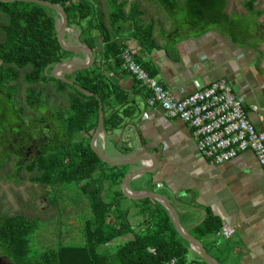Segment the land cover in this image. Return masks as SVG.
<instances>
[{
	"label": "trees",
	"instance_id": "trees-1",
	"mask_svg": "<svg viewBox=\"0 0 264 264\" xmlns=\"http://www.w3.org/2000/svg\"><path fill=\"white\" fill-rule=\"evenodd\" d=\"M61 6L66 15L67 25L76 24L78 20H86L87 29L99 30L101 36L100 56L108 69L120 68V52L126 39L136 40L140 47L149 50L154 46L152 38V24L141 25L139 17L142 11L133 5L125 14L123 3L113 0L115 9L110 14L111 32L103 25H90L93 15V5L73 0H45ZM168 13L170 18L181 15L182 25L197 30L215 28L227 34L234 42L246 40L251 27H243L225 13L227 0H156ZM245 2L248 13L259 15L254 11V2ZM43 6L26 3H0V10L7 18L1 27L3 40L0 42V85L7 80H15L18 70L27 69L24 80L27 83H44L51 81L57 84V90L71 89L74 96L69 100V110L57 114L60 125V135L47 144L38 156L30 163L23 164L28 171H37L36 181L49 185L53 183L68 185L74 184L81 193L86 194L89 202L91 217L84 220L83 232L85 242L76 246H59L48 248L41 252L31 250V240L37 231V221L29 220L20 215L4 216L0 220V252L9 259L11 264H163L176 258L177 264H199L189 259L191 250L175 231L170 213L159 203L151 199L139 201V210L146 219V229L134 232L124 219V215L117 211L115 224L106 222V213L109 205L101 198V182L93 177L97 171H104V165L90 148L89 124L98 117V100L102 103L103 131L108 132L117 128L122 119L116 112L106 113L105 106L110 96L114 95L117 103L126 101L122 92L103 73L101 65L94 69L76 71L67 74V79L90 92L86 96L73 86L44 74V70L60 60V54L65 53L59 46L55 36V24L46 15ZM173 20V22H174ZM130 23L128 36L122 41L120 23ZM260 30V28H256ZM255 47V42L250 43ZM95 49V48H94ZM94 55L97 54L93 50ZM111 61V62H110ZM110 62V63H108ZM140 62V61H139ZM141 63V62H140ZM121 69V68H120ZM33 91L27 96V103H35ZM106 113V114H105ZM83 133L84 138L74 140V136ZM87 136V138H85ZM125 167V166H124ZM107 169L115 170L111 174L115 181L122 179L125 172L120 167L110 166ZM94 184V185H93ZM119 196L122 193L119 191ZM115 208L118 202L115 201ZM221 225L211 217L205 218L192 228V232L199 236H214ZM123 234H130L132 238L109 248V243L120 238ZM208 253L207 248H204ZM197 260L205 264L197 255Z\"/></svg>",
	"mask_w": 264,
	"mask_h": 264
},
{
	"label": "crops",
	"instance_id": "crops-1",
	"mask_svg": "<svg viewBox=\"0 0 264 264\" xmlns=\"http://www.w3.org/2000/svg\"><path fill=\"white\" fill-rule=\"evenodd\" d=\"M152 38L154 46L141 49L139 61L150 77L175 98L225 79L243 99L249 121L256 130L264 131V63L259 62L256 42L252 47L251 42H234L215 28L197 30L186 25L161 33L153 30ZM101 68L126 98L118 104L115 96H110L111 104L105 111L116 112L122 122L111 131H103L102 147L103 140L113 146L111 158L115 161L133 158L142 150L155 159L154 163L150 158L144 161L146 167H153V173L132 179L127 190L131 194L156 192L168 197L176 207L182 229L199 240L219 264H264V173L253 153H240L223 164L200 157L185 123L148 106L147 91L122 69H108L106 63ZM108 167L105 164L103 170L110 171ZM139 167L136 163L119 170L127 175ZM117 202L130 229L138 232L147 228L139 202L124 197ZM207 217L233 227L234 235L215 241L212 235L193 233L192 228ZM189 259H194L192 253Z\"/></svg>",
	"mask_w": 264,
	"mask_h": 264
},
{
	"label": "rangeland",
	"instance_id": "rangeland-1",
	"mask_svg": "<svg viewBox=\"0 0 264 264\" xmlns=\"http://www.w3.org/2000/svg\"><path fill=\"white\" fill-rule=\"evenodd\" d=\"M77 1L93 5L91 26L100 24L111 32L110 14L115 9L113 0H73V3ZM182 1L177 0L179 3ZM246 1L248 0H227L225 13L243 27H251L246 41L257 43L260 53L259 62L264 63V0L254 2V11L260 12L259 15L248 13L244 5ZM117 2L124 4L122 10L125 14L133 5H136L142 11L139 17L140 24L143 26L152 24L154 33L172 31L174 27L182 26L181 15L175 16V20L170 18L156 0H117ZM43 9L55 24L56 36L61 16L53 9L47 7ZM87 19L67 25L62 35L63 42L68 46L86 47L92 51L100 50L102 47L100 31L87 29ZM6 22L7 18L0 10V42L3 40L1 27ZM119 25L122 32L120 39L123 41L128 36L127 32L130 31L131 26L130 23L122 22ZM64 52L60 54V60L57 63L49 65L44 70L45 75H50L58 63L68 60L74 63L85 61L86 57L83 54ZM94 67L95 65H92L89 69L92 70ZM13 70L18 73L17 79L7 80L0 85V220L4 216L14 215L36 220L38 228L30 245L34 252L59 246L84 244V220L91 217L86 194L81 193L74 184L45 185L38 183L36 178L39 173L28 171L23 167V164L30 163L47 144L56 139V135H60V125L56 117L58 113L69 110V100L74 93L67 87L63 91H58L57 84L51 81L27 83L24 80L27 69L18 70L14 67ZM61 75L67 78V73ZM30 91H33L35 95V103L32 107L27 103ZM96 127L97 122L94 125L93 119L89 124V140L95 134ZM82 138H84L83 133L74 136V140ZM102 139L103 137L96 139V149L105 153L109 158L114 157L113 146L107 140H103L104 147H102ZM111 173L110 170L97 171L93 174V177L101 182L100 198L109 205L106 222L110 225L115 224L117 220L118 209L115 208V201L119 197H124L118 195L121 184L113 179ZM131 238L132 235L123 234L120 238L111 241L108 244L109 248L113 250L117 245ZM191 253L194 259L190 261H197L201 264L195 256L197 254L193 251ZM0 264H11L1 252Z\"/></svg>",
	"mask_w": 264,
	"mask_h": 264
},
{
	"label": "built area",
	"instance_id": "built-area-1",
	"mask_svg": "<svg viewBox=\"0 0 264 264\" xmlns=\"http://www.w3.org/2000/svg\"><path fill=\"white\" fill-rule=\"evenodd\" d=\"M141 49L136 40L126 39L120 52V68L147 91L146 104L160 108L168 118L185 123L200 157L213 164H223L250 151L264 173V131L256 130L249 121L243 99L233 92L230 83L219 79L182 98H175L143 68L138 58ZM96 56L101 65L100 51ZM234 233L233 227L221 225L214 240L230 239ZM163 264H177V259Z\"/></svg>",
	"mask_w": 264,
	"mask_h": 264
},
{
	"label": "water",
	"instance_id": "water-1",
	"mask_svg": "<svg viewBox=\"0 0 264 264\" xmlns=\"http://www.w3.org/2000/svg\"><path fill=\"white\" fill-rule=\"evenodd\" d=\"M16 1L37 4L43 7L53 9L59 13V15L61 16V22L56 32V39H57L59 46L64 51L83 54L85 55L86 58L83 63H74L71 60L58 63L53 68L49 76L54 79L60 80L63 83L73 86L77 91H79L83 95L91 96L92 94L90 92L86 91L82 87L75 84L73 81L68 80L67 78L61 75L62 73L69 74V73L76 72V71L87 70L93 65L95 61L94 52L90 48L68 46L63 42L62 35L66 31L67 23H68L67 15L64 9L55 3H52L50 1H45V0H0V3H10V2H16ZM65 64L71 65V68L70 69H60V67ZM56 69L60 70L58 74L55 73ZM103 118H104V113L102 110V103L100 102V100H98V119H97L98 121H97V127H96L95 134L92 136V139L90 140L91 150L97 155V157L102 162L110 166L121 167V166L133 165L136 163L140 164V167L138 169H135L134 171L130 172L129 174L123 177L122 182H121L122 195L125 198L132 200V201H139V200L146 199V198L158 201L170 213V220H171V223L175 231L184 241L188 243L190 250L195 252V254H197V256L206 264H219L215 259H213L205 251L203 245L201 244L199 240L194 238L188 231H185L182 229L179 223V219L177 217L176 207L173 205V203L170 201L168 197L161 195L159 193H156V192H143V193H138V194L129 193V191L127 190V186H128V183L132 179L136 177H140L144 174L153 173V171H151L153 167L149 169L148 167L144 165V161L147 160V158H150L152 159L154 163L155 159L153 158V155L142 150V151H139L133 158L126 159L123 161H115L107 157L105 153H103L102 151L97 150L95 147L96 139L99 137V135L101 136V138L103 137Z\"/></svg>",
	"mask_w": 264,
	"mask_h": 264
},
{
	"label": "bare ground",
	"instance_id": "bare-ground-1",
	"mask_svg": "<svg viewBox=\"0 0 264 264\" xmlns=\"http://www.w3.org/2000/svg\"><path fill=\"white\" fill-rule=\"evenodd\" d=\"M71 68V65H69V64H65V65H62L61 67H60V69H70ZM60 72V70L59 69H56L55 70V73H59ZM99 134V133H98ZM99 137L101 138V136L99 135ZM98 137V138H99ZM130 193V192H129Z\"/></svg>",
	"mask_w": 264,
	"mask_h": 264
}]
</instances>
